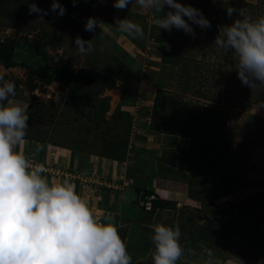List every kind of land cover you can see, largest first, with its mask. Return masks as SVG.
Instances as JSON below:
<instances>
[{
    "label": "rangeland",
    "instance_id": "1",
    "mask_svg": "<svg viewBox=\"0 0 264 264\" xmlns=\"http://www.w3.org/2000/svg\"><path fill=\"white\" fill-rule=\"evenodd\" d=\"M30 2L50 9L52 0H0V50L13 62L0 61V71L28 105L17 150L43 164L51 182L69 180L94 212L114 215L132 264H153L157 223L180 227L178 264H264V91L244 85L234 52L214 43L240 18L229 7L256 18L264 0H180L211 22L193 25L195 37L158 29L156 15L134 2L116 9L114 0H59L62 17L30 13ZM125 17L142 26V38L118 30ZM77 36L94 51L80 55ZM147 131L174 142L156 148ZM152 166L161 182H184V192L156 193Z\"/></svg>",
    "mask_w": 264,
    "mask_h": 264
},
{
    "label": "clouds",
    "instance_id": "2",
    "mask_svg": "<svg viewBox=\"0 0 264 264\" xmlns=\"http://www.w3.org/2000/svg\"><path fill=\"white\" fill-rule=\"evenodd\" d=\"M133 2L156 15L158 29L171 32L175 27L195 37L193 25L211 27L200 9L180 0H114L113 7L125 9ZM165 6L170 9L166 13ZM28 8L40 17L66 14L59 0H52L50 9L34 2ZM233 12L240 18L222 27L214 43L234 52L244 85L264 91V15L252 18L244 8L227 9L229 17ZM116 24L130 37L144 35L142 26L127 17ZM96 27L97 20L89 17L85 30ZM75 48L82 56L94 51L92 40L79 36ZM16 87L15 79L0 71V264H132L114 215L94 212L69 180L51 182L43 164L32 163L17 150L26 137L29 114L28 105L16 100ZM181 237L178 225L155 224L153 264H178L185 251ZM206 264L215 262L208 259Z\"/></svg>",
    "mask_w": 264,
    "mask_h": 264
},
{
    "label": "crops",
    "instance_id": "3",
    "mask_svg": "<svg viewBox=\"0 0 264 264\" xmlns=\"http://www.w3.org/2000/svg\"><path fill=\"white\" fill-rule=\"evenodd\" d=\"M147 134L149 135V136H152V140H153V143L155 144V147L156 148H159L158 146L159 145H161V146H168V145H171V143H173L174 142V139L171 137V138H169V137H167V139H165L164 137H162V138H160L159 136H157V134H154V133H150V131H147ZM177 139V138H176ZM143 147H148V146H144L143 145ZM161 162V161H160ZM159 162H157V164H158ZM149 164V163H148ZM149 167V166H148ZM120 169H122V167L120 168ZM152 169H153V171H155L154 172V174L153 175H151V177H150V179L153 181V184H152V186L154 187V190H155V192L157 193H159V191H164V194L166 195V193L168 194V193H171V191H178V190H181V192L183 191L184 192V185H185V183L184 182H182V181H179V180H168V183H163V182H161V180H160V177H159V175H156L157 174V171H156V169H154L153 168V166H152ZM131 171H133V170H131ZM130 171V172H131ZM129 178V183H131V182H135V181H137V179H136V177L134 178V177H128ZM136 179V180H135ZM157 186H159V188L158 189H156L157 188ZM162 196H160V198H161Z\"/></svg>",
    "mask_w": 264,
    "mask_h": 264
},
{
    "label": "trees",
    "instance_id": "4",
    "mask_svg": "<svg viewBox=\"0 0 264 264\" xmlns=\"http://www.w3.org/2000/svg\"><path fill=\"white\" fill-rule=\"evenodd\" d=\"M173 56L179 57V55H176V54H174ZM0 61L2 62V64L5 67H9V66L13 65V62L11 61L10 54L6 53L3 49L0 50ZM183 61H184L185 65L187 67H188V65H191V66L193 65L195 67H198L199 64H200L199 60L194 59V58H189V57H184L183 58ZM231 62H232V60H231ZM102 81L104 83H106L107 85H110V86L114 84V80L111 77H109V76H102ZM158 101H160V97H159V99L157 97L154 98L153 106H152L153 117H151V122H153V124H154V120H155L154 118H155V115H156V112H157L156 109H157V103H158ZM163 109H164V111H166L165 110V107ZM210 111H215V110L213 108H211ZM152 113H151V116H152ZM175 113H176V111H175ZM206 120L209 122L212 119H211V117H209ZM227 211H228L229 214H231V212H232L231 209H229V210L227 209ZM229 216H231V215H229ZM221 235L222 236H225V234H223V233Z\"/></svg>",
    "mask_w": 264,
    "mask_h": 264
}]
</instances>
